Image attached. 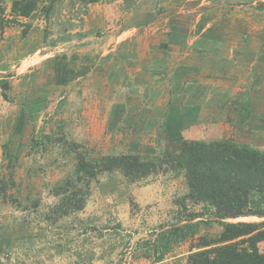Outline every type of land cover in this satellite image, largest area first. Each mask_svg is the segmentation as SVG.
I'll list each match as a JSON object with an SVG mask.
<instances>
[{
  "label": "rangeland",
  "instance_id": "374dc122",
  "mask_svg": "<svg viewBox=\"0 0 264 264\" xmlns=\"http://www.w3.org/2000/svg\"><path fill=\"white\" fill-rule=\"evenodd\" d=\"M12 1L0 0L5 17ZM137 20L144 31L107 58L100 48L65 54L88 42L81 36L86 26L102 37ZM19 22L0 34V78L11 84V101L0 90V264H151L137 244L200 211L185 200L183 173L155 169L134 181L100 173L83 209L63 215L55 190L78 156L155 163L183 141L264 150V0H37L36 11ZM38 49L49 65L40 62L30 73L28 58ZM151 60L173 74L168 104L157 99L147 109L140 97L157 87L129 82L126 66ZM111 62L119 65L111 69ZM110 101L126 108L110 115ZM220 230L202 224L160 264H186L199 237Z\"/></svg>",
  "mask_w": 264,
  "mask_h": 264
},
{
  "label": "trees",
  "instance_id": "16d2710c",
  "mask_svg": "<svg viewBox=\"0 0 264 264\" xmlns=\"http://www.w3.org/2000/svg\"><path fill=\"white\" fill-rule=\"evenodd\" d=\"M36 2L13 0L8 17L0 9V34L8 24L29 18ZM7 79L0 78L5 101L10 100ZM155 169L183 173L188 189L185 200L201 208L138 243L142 258L160 264L174 247L196 237L202 224L216 223L221 228L218 236L199 237L186 264H264V247L258 248L264 242V150L232 141H183L175 152L155 163L126 155L94 160L78 156L73 174L56 187L55 195L61 197L58 208L63 215L82 210L90 185L100 173L116 171L134 181ZM250 218L258 221H246Z\"/></svg>",
  "mask_w": 264,
  "mask_h": 264
},
{
  "label": "crops",
  "instance_id": "0c3cea01",
  "mask_svg": "<svg viewBox=\"0 0 264 264\" xmlns=\"http://www.w3.org/2000/svg\"><path fill=\"white\" fill-rule=\"evenodd\" d=\"M143 1L145 2V1H149V0H143ZM206 3H209V2H206ZM144 14H146V13H144ZM144 14H141L139 16H142ZM136 16H135V18H136ZM200 18H201V16H200ZM128 19H129V17H128ZM89 22H92V16H90ZM138 23L139 24L137 26H135L133 23L128 21V23L126 24V28H124L122 30L118 28L115 31L111 30L110 32H107L105 34V36H102V37H99L96 35V32H98V31H95V34L92 35V33H91L92 31L89 32V30L87 29V26H86V28L81 31L83 34L81 36L83 37L84 40H88V42L82 43V45L80 47L77 46V47H73V48L64 49L65 51H68V52H65V54L68 55L70 53L69 54L70 57H73V56L79 57L80 52H85L87 54H94L92 52H97V49L100 48V51H99L101 53L100 56L103 58H107L116 52L117 47L124 45V43L129 44L133 40H135L134 37L136 36V32L138 33V31H139L138 35H140L144 31V29L142 28V22L138 21ZM76 33L81 34L80 32H77V31H76ZM76 33H74V34H76ZM101 34H103V33H101ZM71 36H74V35H70V37L67 38L68 41H70L72 39ZM92 36L93 37L95 36L94 42L91 41L93 39ZM101 40H103V41H101ZM214 42H215V40H214ZM98 43H103V44L101 46H99ZM109 46H111V47H109ZM170 48H171L170 45L169 46L167 45V47L165 48L164 51H170L171 50ZM101 49H103V50H101ZM146 50H147V53L148 52L150 53L149 47H146ZM195 50H197V49L194 47L192 51H195ZM210 50H213V49L209 48V47L206 50L202 49V51H210ZM37 51H38L37 52L38 57L34 55L33 57L28 58V59L32 60V61L27 62V65H26V69L31 68L28 70V72H30V73L34 72L33 68L36 65H38L40 62H42L43 65H45V66L49 65V63H47V61L50 60V58H48V56H41L40 55L41 50L38 49ZM62 54L65 55L64 53H62ZM118 65H119V63L113 62L112 64H110L108 66H109V68L112 69L113 67H117ZM45 66H42L41 68H44ZM126 67L129 69L127 76L132 77V79L130 77L129 78L127 77L129 82H133V80L136 79L135 83L138 85L139 84L140 85H146V86L147 85H155L157 87V89L154 90L155 94L150 95L149 93L146 92L143 94L142 97H140V99L144 100L145 103L146 102L150 103L148 105V107H147V105L144 106L145 108L148 109V108H150L151 105H152V107L157 106V102H156L157 99H160L161 102L166 101L167 103H165V104H168V101L170 98V93H171L170 88L168 87V84H169L170 78L173 74V72H171L172 71L171 67L168 66V70L165 71L164 68L166 67V65H162L161 63L159 65H156L155 61H152V60L150 62H140L137 64L130 63ZM36 69H39V66H37ZM16 75H18V73H16ZM56 77H58V74L56 75ZM11 78H13V77H11ZM11 78H9V79H11ZM44 78H45V76H44ZM80 78H81V76L78 77V79H80ZM112 78H113V76L110 77V80H112ZM56 82H57V84H59L58 81H56ZM9 84H10V82H9ZM66 86L67 85H64V87H66ZM10 87H11V84H10ZM157 94H159V95H157ZM206 96L207 95H205L203 97L202 101H206V99H207ZM9 101H11V99ZM6 102H4V103H6ZM143 105H145V104H143ZM4 107H5V104H4ZM104 107L110 108L109 109L110 111H108V113L110 112V115H112L113 109H116V108L125 109L126 105H122V104L116 105L113 101H110L108 103V106H107V102H106ZM164 108H165V106H164ZM12 112H15V111H12ZM7 114H9L8 117H10L11 112L10 113L8 112ZM13 116H14V122L17 121L16 120L18 118L17 114L13 115Z\"/></svg>",
  "mask_w": 264,
  "mask_h": 264
}]
</instances>
